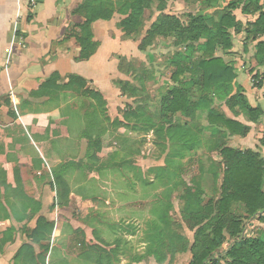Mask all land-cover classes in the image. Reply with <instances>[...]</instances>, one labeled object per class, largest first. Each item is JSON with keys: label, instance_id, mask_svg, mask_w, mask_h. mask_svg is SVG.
Here are the masks:
<instances>
[{"label": "crops", "instance_id": "1", "mask_svg": "<svg viewBox=\"0 0 264 264\" xmlns=\"http://www.w3.org/2000/svg\"><path fill=\"white\" fill-rule=\"evenodd\" d=\"M83 1L41 0L31 10L28 0H0V264H41L40 257H45L44 264H101L103 254L94 248L128 249L119 245V237L131 232L122 221L130 225L137 217L125 216L129 203L118 196L130 181L140 193L138 168L147 171L150 166L139 150L127 151L126 143H134L133 138L107 124L122 122L118 109L136 100L128 99L117 86L129 82L137 89L119 69V58L132 59L135 42L124 37L118 27L122 17L116 14L110 21L91 25L89 32L98 50L89 60L79 61L81 47L75 35L86 19L75 11ZM248 18L243 15L237 20ZM252 48L247 51L244 43H234L228 54L217 56L233 66L235 84L243 88L249 104L262 110L259 122H250L242 113L236 117L223 102L215 97L213 101L228 119L251 129L246 137L223 136L221 144L254 150L264 158V90L254 87L248 64L242 60L254 55ZM233 54L241 57L235 60ZM251 63L256 65L255 60ZM71 76L85 80L86 89L101 94L103 103L85 96L78 87L64 88ZM53 78L56 82L43 87ZM89 115L99 123L89 122ZM175 118L183 120L178 122L181 130H195L196 135L198 127L203 128V140L210 138L209 123L199 113L194 122L180 113ZM108 139H116L117 147L108 145ZM205 141L190 150L180 149L176 168L179 172L200 168L204 172L199 177H211L216 187L220 182L214 181L211 170L222 158ZM168 154L169 150L165 157ZM126 166L130 167L127 175H120ZM166 166L163 162L161 168ZM135 212L139 215L136 208ZM41 219L53 223L54 229L48 241L36 244L31 236ZM115 227L117 236L109 234ZM124 262L138 264L132 257Z\"/></svg>", "mask_w": 264, "mask_h": 264}, {"label": "trees", "instance_id": "2", "mask_svg": "<svg viewBox=\"0 0 264 264\" xmlns=\"http://www.w3.org/2000/svg\"><path fill=\"white\" fill-rule=\"evenodd\" d=\"M154 1H158L157 10L160 14L144 33L145 14L152 8ZM238 10L245 16L253 17V20L246 22L237 20L234 12ZM165 11L163 0H84L75 11L86 19L84 25L79 27L80 32L75 35L81 47L78 60L87 61L98 50L99 44L93 41V36L89 32L91 25L97 21H110L116 14L122 17L118 27L124 37L140 42L138 46L140 52L152 48L158 38L162 40L172 38L176 41V46L184 47L183 52L170 62L175 68L170 80L178 86L169 89L162 98L159 122L152 116L145 115L142 108L132 110L124 120L134 121L133 131L143 129L147 132L162 128L164 132V128H167L164 136L169 140V154L166 157V168L158 170L157 179L161 183L164 178H168L170 182L174 179L175 174L172 170H176V158L180 149L190 150L191 146L207 140L205 143L218 151L222 158V161L211 170L214 181L217 184L220 182L219 200L215 204L208 202L191 215L195 219L192 227L197 230L191 248L193 259L190 264L223 262L264 264V236L254 233L252 237L243 235V221L246 219L254 218L264 225V158L254 150L243 151L221 144L223 136L246 137L251 129L238 121L228 119L213 101L215 97L223 102L234 116L242 113L252 123H258L263 116L259 107L253 108L249 104L243 88L236 86L237 76L233 66L226 63L222 57H218L217 53L228 54L234 48V39L230 31L245 34V49L248 51V43L255 44L253 59L261 70L254 77V87L264 90V10L254 5L251 0H232L225 10H219L216 15L209 17L191 13L177 17L166 14ZM119 69L122 71L121 66ZM52 82H56V79L49 80L43 87ZM86 86L85 80L71 76L64 88L78 87V91L83 92L85 96L99 99L103 103L102 95L87 90ZM117 86L128 96L137 92L129 82H117ZM179 113L191 119V122L197 119L199 113V117L209 123L210 138L203 140L201 135L204 132L203 128L198 127L196 135L192 133L193 136L189 134L192 130L188 128L181 130L178 124L176 126L175 116ZM113 124L116 127L125 126L118 120ZM97 144L99 143H95ZM262 144L264 145V135ZM174 151L178 153L174 154ZM179 157L184 155L181 154ZM181 193L180 201L189 206L200 205L202 196H205L202 190L196 191L188 187ZM53 229V223L41 219L31 236L33 242L41 244L48 241ZM229 240L233 241L232 245L224 249ZM44 249L46 252L49 251L48 247ZM94 249L103 254L101 264H114L116 261L117 249L112 251ZM187 251V247H184L182 253L186 254ZM153 253L157 264L167 262L158 256L156 250ZM40 261L44 264L45 257H40ZM173 261L170 260L169 264Z\"/></svg>", "mask_w": 264, "mask_h": 264}, {"label": "rangeland", "instance_id": "3", "mask_svg": "<svg viewBox=\"0 0 264 264\" xmlns=\"http://www.w3.org/2000/svg\"><path fill=\"white\" fill-rule=\"evenodd\" d=\"M231 1L232 0H163L166 8L165 13L177 17H182L184 14L188 13L206 17L216 15L219 10H225ZM251 1L254 5L264 10V0ZM157 4L158 1H154L152 8L146 11L144 33L160 14L157 10ZM234 14L236 19H240L243 16L241 10L235 11ZM248 19L253 20V17ZM230 32L235 44L239 45L240 42V44L244 43L245 45V34H235L233 30ZM144 33L143 36L145 35ZM139 44L140 42H135V47L132 52H130L132 56L131 60L119 58L122 71L127 73L126 75L137 88V93L132 95L133 98L136 97V100L133 102V105L126 104L123 105V109H118V114L122 117V122L125 126L116 127L114 124L111 125V119H107L110 120V125H107L111 130L118 131L119 129H123L124 134H126L125 136L133 138L131 140H135L134 143H126L127 151L129 152L131 150L130 153H132L133 149L139 150L138 154L141 158L148 159L150 167L147 171H142V169L138 168L139 172L136 177L138 178L137 184L141 187L140 193L135 191V183L130 181L125 182L127 187L118 196L123 202L129 203L128 207H125L126 211L123 210V212L125 211V216L133 219L136 216L137 219L133 220L130 225H127L128 223L124 224V221H122L124 226L127 228L130 227L131 232L129 233L128 231L126 232L127 234L119 237V245L121 244L129 249L130 244L131 247L129 250L117 251L114 264H125L124 260L128 261L129 257H132V261L138 264H157L155 254L153 253L155 250L160 258L167 260L165 264H169L170 260H174L172 264H190L193 259L191 248L193 247L195 232L197 230L192 227L195 219L194 216L191 217V215H193L196 209L205 206L210 201L215 204L220 198V187L219 185H216V187L213 186L211 177H199V173L202 175L204 172V170H200V168H193L185 172H179L178 167L176 170L173 169L172 171H174L175 177L171 182L175 184L168 181V178H164L162 183L157 179L159 176L158 170L161 168L163 162H166L164 159L169 150V140L164 136L165 129L167 128H164V132L162 128H157L158 130L151 129L147 132H144L143 129H139V131L133 132L132 124L134 121L129 122L124 119L125 116L131 114L132 110L142 108L145 115L152 116L155 118L156 122H159L162 98L167 94L168 90L173 88L176 84L169 82L171 75L175 72V68L170 65V62L183 52L184 47L176 46V41L172 38L168 40L158 38L152 48L145 53H141L138 49H135L138 48ZM251 46L254 48L255 44L253 42L248 43V47L251 48ZM253 48L252 50L254 51ZM239 57L241 56L233 54L235 60ZM242 60L244 64H248V70L251 71L252 84L255 83L254 77L261 72V70L257 67V63L255 66L252 65L251 61L254 60L253 54L250 58L244 56L243 59L242 57ZM229 62H232L233 65H237V61ZM151 76H154V80L152 78V80L149 79ZM121 93L130 99V96L125 94V92ZM128 93L133 94L131 91H128ZM105 111L107 110L105 109ZM106 115L108 116V113ZM88 120L89 122L92 121L94 125L99 123L96 116L89 115ZM178 122H183V120L175 119L176 126ZM99 125H101V123ZM130 131L135 134H130ZM194 132L195 130L189 132V134ZM117 140L119 139L117 138ZM117 140L109 141L108 139V145L111 144L113 147H117L115 144L118 143ZM177 153L178 152L174 151V154ZM137 159L139 158H136V160ZM199 160L201 161V159ZM129 169V166L122 168L119 172L120 175H127ZM206 172H208V170H206ZM135 175L136 172L134 173V177ZM203 180H206L208 184L202 185ZM163 183L166 185H163ZM186 187L205 192V196H202V203L200 205L194 206L192 204V206H189L180 201L179 196ZM145 190H147V193H145ZM146 199H148L147 202H142ZM130 204V207H132L131 209H129ZM135 208L137 212H139V215L135 212ZM243 223V235L245 237H252L253 233L264 236L263 224L259 223L254 218L246 219ZM115 228L116 229L110 228L109 234L114 233L117 236L116 233L118 230L117 227ZM120 229H123L122 225ZM108 237L109 239L107 240L112 241V238H110V236ZM232 243L233 241L229 240L225 244L224 249L229 248ZM184 247L188 249V251L185 252L186 254L182 253ZM222 264L228 263L223 262Z\"/></svg>", "mask_w": 264, "mask_h": 264}, {"label": "built area", "instance_id": "4", "mask_svg": "<svg viewBox=\"0 0 264 264\" xmlns=\"http://www.w3.org/2000/svg\"><path fill=\"white\" fill-rule=\"evenodd\" d=\"M41 0H28V7L32 10L37 7Z\"/></svg>", "mask_w": 264, "mask_h": 264}]
</instances>
